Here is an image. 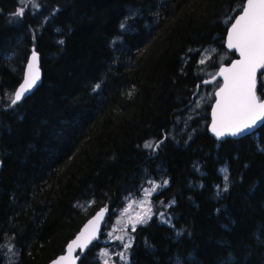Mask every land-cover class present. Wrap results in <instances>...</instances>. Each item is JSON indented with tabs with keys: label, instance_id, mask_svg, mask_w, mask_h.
Segmentation results:
<instances>
[{
	"label": "trees",
	"instance_id": "trees-1",
	"mask_svg": "<svg viewBox=\"0 0 264 264\" xmlns=\"http://www.w3.org/2000/svg\"><path fill=\"white\" fill-rule=\"evenodd\" d=\"M245 1L0 0V264H48L146 179L167 221L133 231L130 264H264V125L216 141L202 97ZM34 51L43 80L12 103Z\"/></svg>",
	"mask_w": 264,
	"mask_h": 264
},
{
	"label": "snow or ice",
	"instance_id": "snow-or-ice-1",
	"mask_svg": "<svg viewBox=\"0 0 264 264\" xmlns=\"http://www.w3.org/2000/svg\"><path fill=\"white\" fill-rule=\"evenodd\" d=\"M23 12L24 9L21 8L16 15L22 16ZM229 41L228 46L238 49L243 59L235 61L231 69L221 71L225 84L218 93L222 96V100L218 102L217 107L221 109L222 119L227 118L229 114L234 117L246 114L245 119L233 125L235 131L231 134L237 135L242 134L245 129L250 130L251 126L264 116V102L257 103L252 91L253 74L258 67L264 69V0H247L243 15L239 16L232 25ZM225 72L233 73L231 81ZM260 74L264 77V71ZM26 83L28 87H31L34 80ZM261 87H264V82ZM21 94L18 91L12 103L19 100ZM261 123H264V120H261ZM217 135L220 136L223 133L218 132ZM140 222L143 223V219Z\"/></svg>",
	"mask_w": 264,
	"mask_h": 264
},
{
	"label": "water",
	"instance_id": "water-1",
	"mask_svg": "<svg viewBox=\"0 0 264 264\" xmlns=\"http://www.w3.org/2000/svg\"><path fill=\"white\" fill-rule=\"evenodd\" d=\"M247 7V0L244 3V6L242 10L236 15L233 22L228 28L227 35L225 38V48L230 53H235V58L232 59L228 63L222 64L216 73L208 78L202 81V84H214L216 82H220V85L215 89V99L211 107L210 111V122L208 125V132L209 134L216 140V141H225L228 138L231 139H240L243 138L246 135H249L255 131H257L260 127L264 125V123H261V120H264V116H261L260 120H257L256 124L251 126V129H245L242 134L232 135L231 133L235 131V127L233 125L239 123L242 119L246 118L245 115L241 116H232L229 114V116L225 119L221 118V109L217 107L218 102L222 100V96L218 95L220 92V88L224 86L225 80L224 75H221V71L223 69H231L233 66V63L235 61L243 59L240 54L239 50L235 48H230L229 45V37L231 35V28L232 25L236 22V19L243 15V9ZM35 57V58H34ZM31 65V67H30ZM263 69L257 68L256 72L252 76V91L254 93V96L257 100V103L264 102V99H261L257 92V86H258V76L261 73ZM225 75L229 77V81H231L233 73L232 72H225ZM34 80V83H31V87H28L26 82H31ZM43 80V72L41 69V61H40V55L34 51L31 53L28 63L26 65L24 76L21 84L16 89L14 98L16 96V93L20 91L21 98L17 101H23L28 96H30L37 87L41 84ZM251 124V121H249ZM241 127L243 125L241 124ZM222 132L223 135L218 136L217 133ZM2 169V161L0 160V173ZM110 216V210L108 206H104L99 208L94 215H92L80 228V230L76 233V235L68 242L66 245L65 251L58 255L56 258L52 259L48 264H79L81 259L83 258V255L90 249V247L99 242L101 235L103 233V230L107 224V220ZM105 264H116V263H105Z\"/></svg>",
	"mask_w": 264,
	"mask_h": 264
},
{
	"label": "rangeland",
	"instance_id": "rangeland-1",
	"mask_svg": "<svg viewBox=\"0 0 264 264\" xmlns=\"http://www.w3.org/2000/svg\"><path fill=\"white\" fill-rule=\"evenodd\" d=\"M24 2L35 0H23ZM216 49L207 48L201 50L202 62H206ZM216 73V72H215ZM264 82V77L260 75L259 85ZM261 83V84H260ZM217 84V85H216ZM213 85L212 88L206 89L203 92V100L214 97L215 89L220 85V82ZM264 91V87H262ZM9 96L13 93H9ZM164 180L146 179L145 185L141 186L137 193L130 194L126 197V204L115 216L111 223H107V229L104 230L102 237L99 240V249L97 250L96 259L99 264L116 263L130 264L129 247L132 245V233L142 224L147 223L154 215L160 216L164 221H167L166 216L162 212L158 213L157 208L161 206L153 202V196L166 185ZM143 219V223L140 221ZM14 253L8 255V263L11 264V257Z\"/></svg>",
	"mask_w": 264,
	"mask_h": 264
},
{
	"label": "flooded vegetation",
	"instance_id": "flooded-vegetation-1",
	"mask_svg": "<svg viewBox=\"0 0 264 264\" xmlns=\"http://www.w3.org/2000/svg\"><path fill=\"white\" fill-rule=\"evenodd\" d=\"M264 70V69H263ZM258 78H259V76H258ZM258 90H259V88H258V86H257V92H258ZM258 95H259V97L261 98V99H264V98H262L261 96H260V94L258 93Z\"/></svg>",
	"mask_w": 264,
	"mask_h": 264
},
{
	"label": "bare ground",
	"instance_id": "bare-ground-1",
	"mask_svg": "<svg viewBox=\"0 0 264 264\" xmlns=\"http://www.w3.org/2000/svg\"><path fill=\"white\" fill-rule=\"evenodd\" d=\"M259 131V130H258Z\"/></svg>",
	"mask_w": 264,
	"mask_h": 264
}]
</instances>
